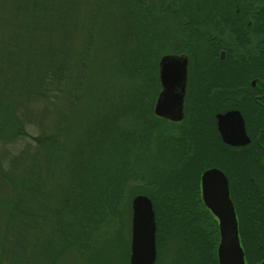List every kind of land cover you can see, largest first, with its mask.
I'll return each instance as SVG.
<instances>
[{
    "label": "trees",
    "instance_id": "trees-1",
    "mask_svg": "<svg viewBox=\"0 0 264 264\" xmlns=\"http://www.w3.org/2000/svg\"><path fill=\"white\" fill-rule=\"evenodd\" d=\"M207 2L0 0V143L19 147L14 159L23 170L0 159V264H54L76 248L90 255L94 232L127 209L126 193L130 206L138 194L151 198L159 256L176 250L171 264H217V228L200 199V175L218 167L233 199L255 194L264 119L255 104L227 95L198 101L204 95L191 81L181 122L153 112L163 54L208 60L192 37L207 29ZM114 79L119 84L110 85ZM232 108L246 118L247 148L228 146L217 129L215 114ZM53 112L60 120L35 134L33 119ZM76 114L86 128L74 140L62 122ZM24 142L49 157L45 176L23 159Z\"/></svg>",
    "mask_w": 264,
    "mask_h": 264
},
{
    "label": "flooded vegetation",
    "instance_id": "flooded-vegetation-1",
    "mask_svg": "<svg viewBox=\"0 0 264 264\" xmlns=\"http://www.w3.org/2000/svg\"><path fill=\"white\" fill-rule=\"evenodd\" d=\"M207 5L211 13L208 21L206 20L207 29L201 32V29L197 27L192 32V37L194 44L198 46L199 53L208 57V60L206 63L203 61L200 63L201 61L196 59L197 62L193 60V64L190 61L188 84L190 81L195 84L194 94L204 95V97L199 96L198 101L214 103L218 98L227 95L226 99L238 104H255L256 117L264 119V0H208ZM233 109L241 112L251 143L252 138L247 130L246 118L242 110L239 108L228 110ZM228 110L218 113H225ZM218 113L215 114L216 126ZM262 138H264V128L260 127L258 131L260 144L256 146V149L262 160L258 162L256 193L240 195L241 201L238 195L234 199L231 195L247 264H259L264 260V143L261 142ZM250 143L242 146L227 145L247 148ZM236 201L240 206V214ZM212 219L217 228L215 219ZM218 242L217 228V246Z\"/></svg>",
    "mask_w": 264,
    "mask_h": 264
},
{
    "label": "water",
    "instance_id": "water-1",
    "mask_svg": "<svg viewBox=\"0 0 264 264\" xmlns=\"http://www.w3.org/2000/svg\"><path fill=\"white\" fill-rule=\"evenodd\" d=\"M189 64L190 58L186 53H166L160 57V91L154 104L155 116L175 123L184 119ZM216 117L224 143L232 146L250 143L239 110L218 113ZM199 186L201 202L217 223V264H247L227 175L218 167L207 168L200 175ZM132 210L130 264H154L157 259V226L151 198L145 194L136 195L132 200ZM259 264H264V260Z\"/></svg>",
    "mask_w": 264,
    "mask_h": 264
},
{
    "label": "rangeland",
    "instance_id": "rangeland-1",
    "mask_svg": "<svg viewBox=\"0 0 264 264\" xmlns=\"http://www.w3.org/2000/svg\"><path fill=\"white\" fill-rule=\"evenodd\" d=\"M85 7L88 8V5H85ZM86 8V9H87ZM103 21V19H102ZM101 37V36H100ZM183 40H178L177 43L179 44ZM176 43V44H177ZM102 48V37L99 38V41L97 43V56H96V67L97 69L99 68L100 61H102V58L97 60V57L99 56L101 49ZM197 59V57H196ZM195 59V60H196ZM105 60V58H104ZM105 62V61H104ZM197 62V60H196ZM103 78V76H102ZM119 80L114 79L110 85H115V83ZM106 85V82L104 86ZM95 104H89V107L93 108ZM62 105H60L61 107ZM50 116V115H49ZM48 116L47 119L45 120H39L38 118H34L33 122H37V126L34 129V133H40L42 132V125L44 126L46 123H53V122H58L60 120V116H58L55 112L51 114V118ZM59 118V119H58ZM77 119V120H74ZM86 117H82L78 114L72 115L70 118H66L63 122L62 125L67 128L69 131L68 136L71 134L73 136L72 138L76 140L78 139L81 135L84 134L85 131V122ZM32 122V124H33ZM85 122V123H84ZM84 128V129H83ZM173 131V130H172ZM174 132V131H173ZM79 135V137H78ZM22 146V147H21ZM21 149L24 150V158L28 164H32L33 169L36 171H42L43 176H45L46 171L45 167L47 165V162L49 160V157L46 158V153L41 154L40 149L37 147H26V143L24 142L22 145H20ZM3 146L0 143V159H5L8 157L9 161L10 159L13 158L14 161L11 160V164L9 167H13V171L16 173L21 172L23 173L22 167L17 168L19 164L16 163V160L14 159L16 153L18 154L19 151L16 152L17 149H12L13 146H9L8 148L2 149ZM11 150V153L9 154V150ZM27 150V153H26ZM38 153V154H36ZM29 154V156H28ZM14 155V156H13ZM28 156V158L26 157ZM27 158V159H26ZM21 159H18V163L20 162ZM147 171L146 169L139 168L138 170H135L136 172L139 171ZM134 183H136L138 186H140L141 182L140 179L134 180ZM126 196L123 199L124 207L127 209L122 208L121 212L122 215L118 217L116 214L111 221H109L108 224H102L96 232L92 235V242H93V247L94 250L90 253V255L87 254H80V250H77L76 248L75 251H70L69 253H65L63 256L59 257L56 259L54 264H130V255H131V236H132V216H133V210H132V202L131 206L129 205V198L128 194H125ZM128 198V199H127ZM51 206V203H50ZM157 226V224H156ZM157 233V230H156ZM98 240V241H95ZM174 249H176V246L172 244L170 246ZM174 249V250H175ZM176 252V250H175ZM174 251H168L166 252V256L162 255L159 256L157 252V263L156 264H171L172 260H175L176 258V253ZM130 253V254H129ZM83 256V257H82ZM86 257V258H84Z\"/></svg>",
    "mask_w": 264,
    "mask_h": 264
}]
</instances>
